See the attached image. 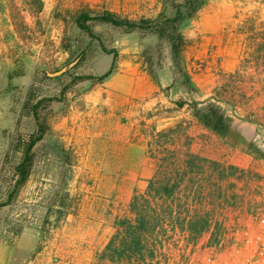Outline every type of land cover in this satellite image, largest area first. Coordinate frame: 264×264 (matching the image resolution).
I'll return each instance as SVG.
<instances>
[{
	"label": "rangeland",
	"instance_id": "1",
	"mask_svg": "<svg viewBox=\"0 0 264 264\" xmlns=\"http://www.w3.org/2000/svg\"><path fill=\"white\" fill-rule=\"evenodd\" d=\"M162 1L0 0V264L81 263L80 252H61L65 242L55 235L80 227L93 234L101 224L92 215L93 208L83 207L77 218L71 217L75 223L63 228L67 216L84 201L112 198L118 187L124 198L135 177L131 172H138L144 163L138 159L142 151L129 145L122 163L119 159L136 125L171 146L173 137L193 120L192 103L204 102L210 95L228 103L220 105L233 119L231 134L222 138L196 124V141L176 139V149L196 142V152L208 146L204 153L216 159L229 156L232 163L250 155L258 160L251 173L264 169V94H258L259 85L231 78L242 45L233 37L228 40L233 34L230 27L253 11L264 17L258 0H200L202 8L182 24L189 41L184 58L192 90L184 89L182 79L174 83L169 52L157 81L144 70L142 51L157 44V37L96 22H89V33L76 25L82 13L95 16L109 11L132 21L155 18L163 9ZM113 66L112 74L100 80ZM179 101H185L183 109L178 108ZM211 132L216 138L211 139ZM41 134L44 138L33 149L36 163L31 176L17 188V165ZM201 179L196 177V215L205 220L206 235L196 234L195 239L190 232L173 234L162 252L164 257L169 252L172 264L197 245L203 247L209 234L215 238L228 226V202L215 185ZM62 203L67 208H60ZM97 211L104 215V209ZM109 226L103 223L104 240L112 232ZM33 234L39 235V244L30 252L23 246L29 245ZM50 237L55 239L48 241Z\"/></svg>",
	"mask_w": 264,
	"mask_h": 264
},
{
	"label": "crops",
	"instance_id": "2",
	"mask_svg": "<svg viewBox=\"0 0 264 264\" xmlns=\"http://www.w3.org/2000/svg\"><path fill=\"white\" fill-rule=\"evenodd\" d=\"M239 25L240 23H237V25L230 27L233 34L228 37L230 41L232 37L237 39L240 46L242 45L240 63L230 76L235 81L252 83V87L259 85L258 94H264V67L256 62L257 60L248 53V50L246 51L245 36L236 33ZM243 95L245 96V93ZM207 100L217 101L223 106L228 104L214 95H210ZM192 117L193 120L190 124L173 137L174 143L171 146H169L168 141L156 140L144 127L139 128L136 125L130 138L132 141L125 143V146L119 152V159L122 163L125 150L129 145V148L136 147L142 151L140 153L142 156L138 159L141 162L144 160V163L138 172H131L135 177L128 182L124 198H122V191L118 187L111 195L112 198L103 200L97 197L91 203L82 202L77 212L72 214L73 216L70 214L67 216L63 228L69 223H75L74 220H71V217L73 219L77 218V214L79 211L81 212L83 207L84 209L87 207L93 208L92 215L100 220L101 224L93 234L81 231V227L75 229L77 232L61 235L57 233L55 236L65 242L66 248L61 250L62 253L71 255L80 252L82 260L79 264H172L169 252H167V257H164L162 252H165L166 244L173 238V234L190 232L192 236H195V239L196 234L200 236L204 233V236L206 235V231H203L206 226L205 220L202 217L200 218L199 214L196 215V177L202 178L201 180L210 186L215 185L218 195L220 197L224 196L228 202L229 213H227L225 223L229 227L247 223L256 213L261 211L264 213V169L262 171L255 169L260 174L251 173L250 170L254 169L255 164H258V160H255L254 157L243 154L242 156L245 157L241 158L242 156H240L236 159V163L228 162L231 158L229 156L224 157V159H216L204 153V151L210 150L208 146H204L196 152V142H193V144L187 143L182 147L179 146V148H182L179 149L180 152L176 149L177 142L179 139L182 140L181 138L189 137L196 141V124L204 129V125L199 121L196 122L193 111ZM141 125H144V123H141ZM154 127L157 128L156 125ZM183 133H185V136H181ZM211 134V139L216 138L214 133L211 132ZM176 139H178L177 142ZM231 154L238 155L233 151H231ZM260 161L262 162V160ZM202 188L205 187L202 185ZM202 188L199 189L201 194L203 192ZM215 193L216 191H213V197ZM201 194L199 193V195ZM199 200L201 204L204 203L202 198ZM133 204H145L147 219L151 220L152 224H157V226L155 230L143 234V239L148 246L143 257L135 255L129 260L125 259L120 262L118 258H114L116 256L112 251L107 250V247L115 237L118 238L114 243L115 246L120 245L124 237L123 228L119 225L120 221L129 219L136 223L138 214L132 212ZM98 209H104V215L97 211ZM99 213L101 216L97 215ZM103 223H108L112 230L105 240L101 238V234L104 232V229H102ZM209 230L211 228L207 231ZM51 237L48 241L55 239V237L52 239ZM23 240L25 241L22 236L20 238V244L22 245ZM28 241L29 245H24L23 248L34 252L39 244V235L33 234ZM59 251L57 249L54 253L52 250L51 253L58 254ZM86 256H92L91 259L89 258V262H86ZM180 259L181 257L177 260L179 264Z\"/></svg>",
	"mask_w": 264,
	"mask_h": 264
},
{
	"label": "trees",
	"instance_id": "3",
	"mask_svg": "<svg viewBox=\"0 0 264 264\" xmlns=\"http://www.w3.org/2000/svg\"><path fill=\"white\" fill-rule=\"evenodd\" d=\"M258 1L264 6V0ZM162 3L163 9L155 18H141L137 21H132L109 11L95 16L82 13L76 17V25L89 33L92 32L89 22H96L121 28L128 32L138 31L146 36L157 37V44L148 45L142 51L144 70L157 81L158 72L164 68V59H166V54L169 52L172 60L174 83L177 84L182 79L184 89L192 90V77L188 71L187 61L184 58V50L188 46L189 41L183 34L181 26L186 20L193 19L196 16L203 3L200 0H163ZM236 33L245 36V41L247 42L246 51L248 50V53L257 60L256 62L264 67V17H261L258 11H253L251 15H248L240 23ZM114 58L116 59L117 55ZM113 71L114 66L100 80L109 77ZM185 104V101H179L177 106L178 108H183ZM192 110L194 116L206 128L222 138L229 137L233 130V119L226 114L224 108L217 101H195L192 103ZM42 136L41 134L39 139L32 141L26 147L24 156L17 165L16 172L20 178L17 188L24 186L31 176V171L36 163L33 149L44 138ZM165 189L167 190V188ZM60 208L65 209L67 205L62 203ZM146 211L145 204H133L132 212L138 214L136 223L129 219L119 222V225L123 228L124 237L119 246L114 244L118 239L115 237L107 247V250L112 251L116 256L114 258H118V261L129 260L135 255L143 257L148 247L143 239V234L150 230H155L157 226V224H152L151 220L147 219Z\"/></svg>",
	"mask_w": 264,
	"mask_h": 264
},
{
	"label": "built area",
	"instance_id": "4",
	"mask_svg": "<svg viewBox=\"0 0 264 264\" xmlns=\"http://www.w3.org/2000/svg\"><path fill=\"white\" fill-rule=\"evenodd\" d=\"M224 232L208 239L181 257L180 264H264V213L247 223L224 226ZM192 252V254H191ZM179 264V263H178Z\"/></svg>",
	"mask_w": 264,
	"mask_h": 264
}]
</instances>
